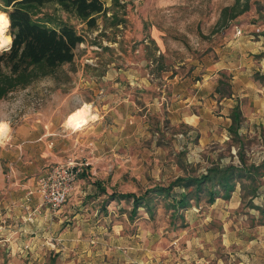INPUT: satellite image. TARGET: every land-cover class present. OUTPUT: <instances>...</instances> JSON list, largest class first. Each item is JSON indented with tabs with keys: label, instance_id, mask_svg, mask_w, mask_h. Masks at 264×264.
<instances>
[{
	"label": "rangeland",
	"instance_id": "1",
	"mask_svg": "<svg viewBox=\"0 0 264 264\" xmlns=\"http://www.w3.org/2000/svg\"><path fill=\"white\" fill-rule=\"evenodd\" d=\"M234 1L102 0L107 10L94 15L93 27L57 4L41 9L84 40L71 62L0 98V123L8 127L0 156L13 154L0 181V264H264V176L244 179L245 188L237 183L212 204L204 193L185 207L154 195L152 213L109 197L143 194L213 164L264 162V124L249 121L234 133L227 120L231 94L240 92L232 76L252 55L243 42L264 37V0H240L248 8L222 20ZM254 56L245 81L263 83ZM83 103L95 113L90 120ZM79 110L88 114L76 123L83 127H69L68 115ZM20 129L23 138L15 136ZM69 159L86 169L75 193L56 212L33 217L34 207H47L27 195L32 178Z\"/></svg>",
	"mask_w": 264,
	"mask_h": 264
},
{
	"label": "trees",
	"instance_id": "2",
	"mask_svg": "<svg viewBox=\"0 0 264 264\" xmlns=\"http://www.w3.org/2000/svg\"><path fill=\"white\" fill-rule=\"evenodd\" d=\"M47 4H57L62 10L86 20L90 27L95 25L94 15L107 10L102 0H0V11L9 20L8 34H0V44L8 41V50L0 51V98L18 86H26L33 80L54 73L60 65L71 62L74 49L83 42L84 37L74 25L56 18L52 14L41 13ZM248 8L240 0L222 10L221 19L225 21L238 16ZM230 11V12H229ZM240 110L234 107L231 113V130L236 133L240 125ZM243 160V159H242ZM264 176V162L246 165L213 164L199 176H178L168 185H155L143 194L133 192L112 193L110 198L131 200L133 208L145 206L152 213L154 195H162L173 201V205L185 207L192 196L200 198L202 193L207 202L212 204L217 197L228 198L237 183L245 188L244 179L253 184L257 177ZM97 188L104 191L99 182ZM178 187L179 192H174ZM257 187L252 188L251 197L257 194ZM192 188L187 191L186 189ZM248 193V192H245ZM193 194V195H192Z\"/></svg>",
	"mask_w": 264,
	"mask_h": 264
},
{
	"label": "crops",
	"instance_id": "3",
	"mask_svg": "<svg viewBox=\"0 0 264 264\" xmlns=\"http://www.w3.org/2000/svg\"><path fill=\"white\" fill-rule=\"evenodd\" d=\"M237 43H238V40H236L234 42L233 47H236ZM243 43H244V45H247V48H248V51H249V53H247L246 55L247 56H248V54H252V55H249L247 57V61L249 63L246 64V65L243 64L244 65L243 67L239 66V68H236V73H234V75L232 76V78H233L232 82L236 83L237 86H240V92H239V94L237 96L239 98H236L233 94H231L232 98H234V99L233 100L230 99V105L228 104L232 108L238 107V106H239L238 108H240L239 110L241 111V116H242L243 120L240 121V125H239V129L238 130L241 131V132L246 131V129H247V124L246 123L249 122V121L250 122H256L258 124L259 123L264 124V82L263 83L262 82L253 83L251 81V83H248L247 81H245L247 79L244 77L250 71V67L253 65V63H251L252 62V57L255 55L256 59H259V66L258 67L254 66V68L256 70L260 71L259 73L261 75V79L264 80V37L262 38V40L255 41V42L254 41H250L247 38V39L244 40ZM259 53H260V56H258ZM253 62H256V60H254ZM252 89H254V90H252ZM246 101H248L249 104H252V106L254 108V110L252 112L246 113L245 109L248 106V105H245ZM231 107H229V108H231ZM83 108H84V110H88L89 111V120H90L94 116L95 113L92 111L91 107L87 103H83ZM67 110L72 111L70 108H67ZM80 110H82V107H81ZM80 110L78 112H73V113H71L69 111L70 114L68 115L67 120H66V122L69 125V127H72V128H75V129H80V128L83 127V126L82 127H77L76 126V123L78 121H80V118H79L80 114L83 113V112H80ZM91 112H92V114H91ZM76 114H78V116H75ZM196 118H197L196 119V123H198V116H196ZM89 120H87V122H89ZM192 120L195 121V119H192ZM227 120L229 121L228 123H231V119L230 118L227 119ZM187 123H189V122H187ZM18 132L19 133L17 135H15V136H19V137L23 138L24 134H22V132H24V131H21V129H20ZM43 135L45 137L44 139H46V137L47 138L49 137L48 136V132L44 131ZM21 146L19 147L20 151H18V153L15 154V156H14L15 157L14 159L17 162L19 161V159L21 157H23V155H22V147ZM45 150H47L46 146H45ZM47 153H50L49 149H48ZM10 155H13L12 152L5 151L0 156V181L2 183L5 181V174L3 173V167H4L5 170H6V167H9V165H10L9 156ZM44 161H45V159H43V162ZM37 162L40 165L42 163V160H38ZM85 171H86V169L84 168V170L81 173V175L75 181L74 191L68 197V199L70 197H72L73 194L75 193V190L77 189L79 180H81L85 176V174H84ZM39 173L34 175V177L32 178L33 179L32 184H31L32 186L35 185L36 178H37V175ZM20 174L21 173L19 172V178H21ZM95 187L97 188L96 185H95ZM30 196H35V195H30ZM45 209H46V212H47V210H49L48 207L44 208V206L34 207L33 210H32V213L34 215L33 217H35L37 214H40L42 211L45 212ZM137 262H138L137 258H128L122 264H137ZM145 262H147L149 264H151V263L152 264H164V262L160 263V261H156V260L155 261L146 260Z\"/></svg>",
	"mask_w": 264,
	"mask_h": 264
},
{
	"label": "built area",
	"instance_id": "4",
	"mask_svg": "<svg viewBox=\"0 0 264 264\" xmlns=\"http://www.w3.org/2000/svg\"><path fill=\"white\" fill-rule=\"evenodd\" d=\"M240 29L236 33L239 34ZM84 170V164L69 159L46 166L36 178L35 185L27 192L36 195L51 212L59 210L72 194L75 181ZM194 264H206L203 260Z\"/></svg>",
	"mask_w": 264,
	"mask_h": 264
},
{
	"label": "bare ground",
	"instance_id": "5",
	"mask_svg": "<svg viewBox=\"0 0 264 264\" xmlns=\"http://www.w3.org/2000/svg\"><path fill=\"white\" fill-rule=\"evenodd\" d=\"M87 115H88V114L85 113V112L81 113L80 116H79L80 121H83V120L87 119V118H88ZM7 128H8V127H7V124H5L4 122H1V123H0V139H1L3 136H5V133H6Z\"/></svg>",
	"mask_w": 264,
	"mask_h": 264
},
{
	"label": "clouds",
	"instance_id": "6",
	"mask_svg": "<svg viewBox=\"0 0 264 264\" xmlns=\"http://www.w3.org/2000/svg\"><path fill=\"white\" fill-rule=\"evenodd\" d=\"M0 34L3 33V30L7 27L8 25V20L7 18L3 15V14H0ZM8 41H3V43H7ZM0 46H2V44H0Z\"/></svg>",
	"mask_w": 264,
	"mask_h": 264
},
{
	"label": "water",
	"instance_id": "7",
	"mask_svg": "<svg viewBox=\"0 0 264 264\" xmlns=\"http://www.w3.org/2000/svg\"><path fill=\"white\" fill-rule=\"evenodd\" d=\"M10 43H11V41H10ZM10 47V45H5V46H0V47H3V48H6V47Z\"/></svg>",
	"mask_w": 264,
	"mask_h": 264
},
{
	"label": "snow or ice",
	"instance_id": "8",
	"mask_svg": "<svg viewBox=\"0 0 264 264\" xmlns=\"http://www.w3.org/2000/svg\"><path fill=\"white\" fill-rule=\"evenodd\" d=\"M0 19H2V18H0Z\"/></svg>",
	"mask_w": 264,
	"mask_h": 264
}]
</instances>
